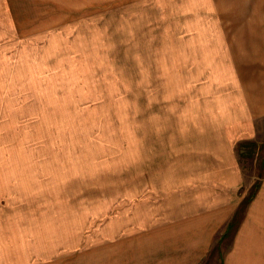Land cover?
<instances>
[{
  "label": "rangeland",
  "instance_id": "374dc122",
  "mask_svg": "<svg viewBox=\"0 0 264 264\" xmlns=\"http://www.w3.org/2000/svg\"><path fill=\"white\" fill-rule=\"evenodd\" d=\"M222 1L0 0V264H144L218 143L245 183L198 264L264 229V0Z\"/></svg>",
  "mask_w": 264,
  "mask_h": 264
},
{
  "label": "crops",
  "instance_id": "0c3cea01",
  "mask_svg": "<svg viewBox=\"0 0 264 264\" xmlns=\"http://www.w3.org/2000/svg\"><path fill=\"white\" fill-rule=\"evenodd\" d=\"M222 3V0H218L220 6ZM254 37L264 40V28ZM257 85L261 88L258 95L264 97L262 84ZM257 113L259 114L254 117L249 114L236 116L237 119H241L239 127H246V130L240 132V137H237L239 141L255 136L256 130L254 131V127L250 128L251 120L254 121L261 116L264 110ZM219 140L223 145L222 138ZM223 147L225 151L218 143V149L208 150V156L211 158L206 166L207 170L206 172L200 170L197 176L192 178L191 185L195 182L193 186L189 187L186 182L185 190L170 192L175 198H171L168 207L194 204L193 207L168 208L166 220L171 223H164L163 218L154 219L151 225L154 228L135 240L138 243L133 245L134 254L130 258H140L139 261L144 264H147V261L153 264L155 258L161 262L166 261V264H198L214 250L218 258L216 244L220 245L221 242L218 240V233L223 230L224 225H228L227 221L239 197L236 190L245 183L232 147L226 149V144ZM223 154L224 157L221 158ZM259 187V194L263 196L264 177ZM196 200L199 204L195 202ZM170 209H173L172 212ZM151 220L152 218L150 222ZM252 227L253 230L249 232L245 226L237 230L232 243L222 254L225 258L224 264H231L232 258H238L239 264H242L244 258H261V255H264V229L259 228L256 223Z\"/></svg>",
  "mask_w": 264,
  "mask_h": 264
}]
</instances>
